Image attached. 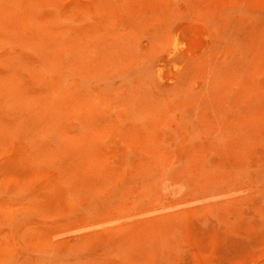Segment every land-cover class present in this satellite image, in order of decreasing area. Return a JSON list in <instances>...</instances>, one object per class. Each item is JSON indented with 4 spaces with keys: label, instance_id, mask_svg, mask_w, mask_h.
I'll use <instances>...</instances> for the list:
<instances>
[{
    "label": "rangeland",
    "instance_id": "rangeland-1",
    "mask_svg": "<svg viewBox=\"0 0 264 264\" xmlns=\"http://www.w3.org/2000/svg\"><path fill=\"white\" fill-rule=\"evenodd\" d=\"M0 264H264V0H0Z\"/></svg>",
    "mask_w": 264,
    "mask_h": 264
},
{
    "label": "bare ground",
    "instance_id": "bare-ground-1",
    "mask_svg": "<svg viewBox=\"0 0 264 264\" xmlns=\"http://www.w3.org/2000/svg\"><path fill=\"white\" fill-rule=\"evenodd\" d=\"M182 43H183V42H182ZM177 44H178V43L174 42V46H173L174 48H173V49L170 48L171 50H170V52L168 53V54H170L169 56H172V57H173V56L178 52V48H176V47H178ZM176 55H177V54H176ZM176 55H175V56H176ZM172 57H171V58H172ZM172 60H173V59H172ZM163 68H164L163 66H159L158 69H157V71H156L157 75L160 76V77H161L162 74H163V71H164ZM180 80H181V76H177V82H179Z\"/></svg>",
    "mask_w": 264,
    "mask_h": 264
}]
</instances>
